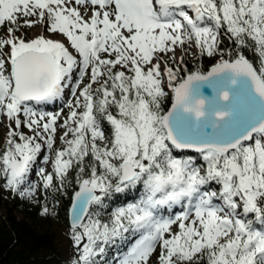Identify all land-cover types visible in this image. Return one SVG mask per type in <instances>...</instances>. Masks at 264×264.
<instances>
[{"label": "snow or ice", "instance_id": "1", "mask_svg": "<svg viewBox=\"0 0 264 264\" xmlns=\"http://www.w3.org/2000/svg\"><path fill=\"white\" fill-rule=\"evenodd\" d=\"M0 30V187L34 197L38 159L45 192L73 172L69 264L129 233L110 264H264V0H0ZM192 47L216 62L189 72Z\"/></svg>", "mask_w": 264, "mask_h": 264}, {"label": "trees", "instance_id": "2", "mask_svg": "<svg viewBox=\"0 0 264 264\" xmlns=\"http://www.w3.org/2000/svg\"><path fill=\"white\" fill-rule=\"evenodd\" d=\"M2 31V30H0ZM223 43L221 48L232 47L227 36L221 35ZM244 55L251 61L255 62L257 56L253 51L243 49ZM184 58V65L189 72L194 71L197 66L202 70H208L215 62L216 58H209L206 55L200 58ZM182 66V67H183ZM183 75V73H181ZM170 102L163 104L165 111L168 110ZM106 132H110V128L105 124ZM188 155L196 156L197 154L188 153ZM70 187L67 190V198L62 190L57 193H51L54 199L56 210L58 211L64 226L70 233L68 224V209L70 198L77 189L73 172L69 173ZM145 195L142 185L126 188L121 193L113 192L110 197H106L103 208L93 206L96 211L100 212V219L104 222L111 219L110 213L117 207L126 206L133 202L139 201ZM36 204H39L37 202ZM3 208L5 213L0 214V264H69L65 254L59 248V242L53 226L42 221L40 217L39 206L29 204L25 199L19 197L18 194L12 192L7 195L0 194V209ZM16 213L22 215L17 218ZM127 239L124 241H116L115 244L106 246V254L104 257H97L100 264H110L113 261L114 254L125 251L128 248L129 241L135 237L126 234ZM76 256V251L74 252Z\"/></svg>", "mask_w": 264, "mask_h": 264}, {"label": "rangeland", "instance_id": "3", "mask_svg": "<svg viewBox=\"0 0 264 264\" xmlns=\"http://www.w3.org/2000/svg\"><path fill=\"white\" fill-rule=\"evenodd\" d=\"M81 11H83V9H80ZM43 28L40 24H37L34 28H22L21 32L22 33H26L27 37L30 39L33 36L39 35L41 34V32H43ZM3 34V31H0V35ZM20 33H17V35H19ZM44 34L47 36L48 33L44 32ZM59 39H63L62 37H58ZM187 47V46H185ZM197 52V49L195 47H192L190 49V53H184L182 52L179 48L176 49L175 51V56L177 58V61H179L180 57L183 55V57H187L189 59L194 58L196 55L195 53ZM171 55V54H170ZM65 99H67V96L65 97ZM63 101H60L58 104H53V105H49L48 109L49 110H55L57 107H59L60 104H63ZM64 114H67L68 109L67 107H64L63 109ZM5 125H7V121L0 117V149H3L4 147V141H5V137H6V127ZM21 131L27 132V129L25 128H21ZM57 146H59V141H57ZM44 153H41V156H43ZM41 166V161L38 159L36 166L33 168L32 174L29 177V180L34 182L37 187H36V195L30 199H25L27 203L29 204H33V205H37L39 206L40 211V217L42 219V221L47 220V222L49 224H51L53 226V229L56 232L57 238H58V242H59V248H61L62 252L65 254V257L67 258V262H70L74 257V252L76 251L75 248L73 247V241L71 239V233H69V231L66 229V227L63 224V221L58 213V211L56 210V207H59L60 205H57V203H55L54 199L51 198V193H57V191L59 192V190H55L56 187V182L54 180V185H53V189H49L47 190V192H45V190L42 189V187H40L41 181L40 178L37 176L36 174V168ZM47 170L51 171V162L49 163V165H47ZM3 181L0 180V184H2ZM70 180L69 182H66L63 188V192H64V196L67 198V190L70 187ZM10 191H7L5 189H3L2 187H0V194L1 195H7L10 194ZM37 202H39V204H36ZM138 202V201H136ZM133 202V203H136ZM43 207H47L49 209V214L48 215H42V208ZM176 211H179V209H176ZM5 213V210L3 208L0 209V214L3 215ZM167 215V213H165V216ZM17 218H22V215L19 213H16ZM137 239V237H133L128 244L131 245L135 240ZM157 251H159V249H157Z\"/></svg>", "mask_w": 264, "mask_h": 264}, {"label": "water", "instance_id": "4", "mask_svg": "<svg viewBox=\"0 0 264 264\" xmlns=\"http://www.w3.org/2000/svg\"><path fill=\"white\" fill-rule=\"evenodd\" d=\"M202 91L204 92L205 95H211V90L207 86H204ZM169 109H170V106H169L168 110ZM191 154H195V153H191ZM76 190H78V189H76ZM74 193H73V195L70 198V205H69V209H68V217L67 218H68L69 227H70L71 221H72V204H73Z\"/></svg>", "mask_w": 264, "mask_h": 264}]
</instances>
